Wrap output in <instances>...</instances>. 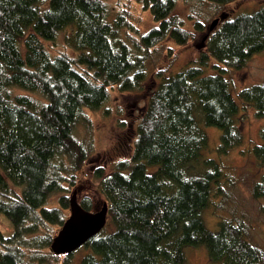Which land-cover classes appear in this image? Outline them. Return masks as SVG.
Returning a JSON list of instances; mask_svg holds the SVG:
<instances>
[{
	"label": "trees",
	"instance_id": "obj_1",
	"mask_svg": "<svg viewBox=\"0 0 264 264\" xmlns=\"http://www.w3.org/2000/svg\"><path fill=\"white\" fill-rule=\"evenodd\" d=\"M136 1L154 17L147 32L130 23L124 8L113 17L108 0H0V219L13 224L11 235L0 231V264H43L52 256L56 264H73L74 252L58 254L53 245L72 216V192L91 154L76 135L80 124L90 125L86 111L101 109L112 88L141 86L147 72L140 51L195 38L175 14L178 0ZM209 1L227 6L239 0ZM195 27L206 31L201 21ZM63 32L76 57L54 55L46 45ZM205 39L197 60L162 77L131 159L109 174L97 171L116 230L87 240L83 246L92 252L80 264H187L186 248L201 245L212 264H264V249L244 220L220 218L213 231L202 215L212 195L227 194L220 162L203 159L210 144L205 128L222 130L221 156L246 142L225 72L244 69L264 49V8L222 19ZM213 61L218 70L210 73ZM238 97L264 118V83L243 88ZM261 138L249 151L264 167V125ZM252 194L264 199V175ZM80 207L93 212L95 204L86 196Z\"/></svg>",
	"mask_w": 264,
	"mask_h": 264
},
{
	"label": "rangeland",
	"instance_id": "obj_2",
	"mask_svg": "<svg viewBox=\"0 0 264 264\" xmlns=\"http://www.w3.org/2000/svg\"><path fill=\"white\" fill-rule=\"evenodd\" d=\"M108 3L113 17L121 8L126 9L129 12L127 13L130 23L142 32H147L156 25L153 15L143 11L136 0H108ZM263 8L264 0H239L227 6L217 5L209 0H178L175 14L182 19L189 30L194 32L195 38L185 46H179L169 39L150 49L149 52L140 51V55H146L144 66L147 72V78L141 86L134 91L112 88L110 100L101 109L86 111L91 119L90 125L86 122L80 124L76 135L88 146L91 154L79 174L78 187L72 192V208L80 207V201L84 197H91L95 204L92 213H105L104 224L100 231L104 229L103 233L109 234L116 230L107 212V198L100 190L97 171L103 169L109 174L119 161L131 159L138 127L154 90L163 76L175 74L199 58L204 48L200 44L205 42V35L215 19L223 15L233 19L245 14H254ZM197 21L204 24L206 31L201 32L196 29ZM67 33L63 32L56 40L45 43L54 55L66 52L76 57V51L67 45ZM215 62H212L208 72H217ZM225 74L232 82L233 93L242 110L239 124L245 133L246 142L230 154L221 156L218 147L221 143L222 130L218 127L206 126L210 144L203 152V159L216 158L220 162L225 174L222 178L223 188L227 194L216 198L212 195L211 203L203 210L202 215L207 227L213 231L218 230L220 218L244 220L250 226L253 241L264 249V212L261 210L264 199L257 200L252 194L254 184L264 175V167L249 151L254 145L262 143L261 129L264 118L258 117L253 107L245 108L246 105L238 97V93L243 88L255 83H264V49L256 53L244 69H230ZM154 169L156 167L151 168ZM59 196L60 194H57L52 197L51 206L59 205ZM0 231L5 235H11L13 232V224L4 216L0 219ZM72 252H74L73 264H80L82 258L92 250L81 245ZM186 256L187 264H212L208 248L204 245L188 246ZM56 263L55 257L52 256L43 264Z\"/></svg>",
	"mask_w": 264,
	"mask_h": 264
},
{
	"label": "water",
	"instance_id": "obj_3",
	"mask_svg": "<svg viewBox=\"0 0 264 264\" xmlns=\"http://www.w3.org/2000/svg\"><path fill=\"white\" fill-rule=\"evenodd\" d=\"M225 18L224 16L215 19L210 26V31H214L221 20ZM104 218L105 213L94 214L84 211L81 207H73L72 216L53 245L55 252L58 254L62 252L70 253L83 245L87 240L100 232L104 224Z\"/></svg>",
	"mask_w": 264,
	"mask_h": 264
}]
</instances>
